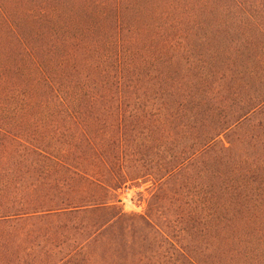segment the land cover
<instances>
[{"label":"trees","instance_id":"1","mask_svg":"<svg viewBox=\"0 0 264 264\" xmlns=\"http://www.w3.org/2000/svg\"><path fill=\"white\" fill-rule=\"evenodd\" d=\"M0 264H264V0H0Z\"/></svg>","mask_w":264,"mask_h":264},{"label":"rangeland","instance_id":"2","mask_svg":"<svg viewBox=\"0 0 264 264\" xmlns=\"http://www.w3.org/2000/svg\"><path fill=\"white\" fill-rule=\"evenodd\" d=\"M144 187H130L126 192L121 194V205L125 211L143 212L145 209V202L140 198L139 192ZM146 194V193H144Z\"/></svg>","mask_w":264,"mask_h":264}]
</instances>
